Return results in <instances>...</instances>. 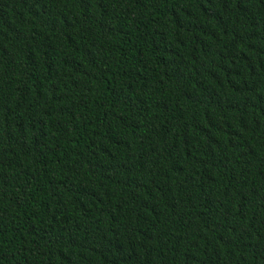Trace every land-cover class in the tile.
I'll return each mask as SVG.
<instances>
[{
    "label": "trees",
    "instance_id": "16d2710c",
    "mask_svg": "<svg viewBox=\"0 0 264 264\" xmlns=\"http://www.w3.org/2000/svg\"><path fill=\"white\" fill-rule=\"evenodd\" d=\"M0 264H264V0H0Z\"/></svg>",
    "mask_w": 264,
    "mask_h": 264
}]
</instances>
